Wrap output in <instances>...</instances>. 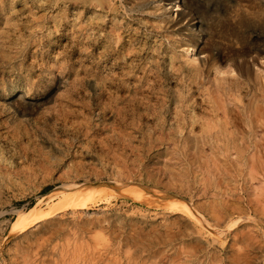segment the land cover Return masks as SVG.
Here are the masks:
<instances>
[{"label": "rangeland", "instance_id": "obj_1", "mask_svg": "<svg viewBox=\"0 0 264 264\" xmlns=\"http://www.w3.org/2000/svg\"><path fill=\"white\" fill-rule=\"evenodd\" d=\"M122 1L113 0L121 16ZM82 2L0 0V104L4 93L16 87V92L22 90L39 103L27 116L11 118L13 114L0 111V264H264V166L237 163L235 168L230 161L237 152L228 148L213 153L221 169L210 178L209 145L199 150L182 148L175 120L164 119L152 108L157 99L168 104L182 88L175 75L184 65L198 64H186L174 52L179 70L165 73L160 59L150 57L151 45H165L164 51L176 46L163 39L162 32L144 31L143 20L158 22L156 14L163 12L165 3L146 0L152 13H129L130 18L126 15L121 21L133 31L127 34L130 38L121 57L129 50H141L156 82V88L133 106L127 91L102 85L111 74V50L96 49L93 32L85 58ZM197 3L206 23L210 25L211 18L238 36L235 51L241 54L230 53L235 66L244 60L249 65L243 76L236 69L231 75L210 71L205 81L222 85L243 80L242 95L252 89L256 98L263 99L264 58L254 63L252 58L259 55L258 48H264V0ZM92 6L96 36L103 31L97 23H104L96 18L109 14V7ZM174 11L166 17H174ZM105 17L112 21L115 16ZM197 108L203 121L207 111ZM20 118L28 122L21 123ZM162 122L167 128L159 127ZM194 132L202 139L200 123ZM262 136L257 129L254 139ZM243 150L250 157L252 148ZM118 183L129 191H121ZM94 185L100 188L93 187L96 193L86 209L64 204L50 213L62 194ZM140 190L172 200H139L134 192ZM183 204L187 212L175 208ZM230 206L239 209L222 210ZM37 207L50 214L27 229H16L18 212L28 214ZM192 213L205 220L209 229L198 224ZM231 218L240 220L237 227L214 242L210 226L215 235ZM244 235L243 242H234Z\"/></svg>", "mask_w": 264, "mask_h": 264}, {"label": "bare ground", "instance_id": "obj_2", "mask_svg": "<svg viewBox=\"0 0 264 264\" xmlns=\"http://www.w3.org/2000/svg\"><path fill=\"white\" fill-rule=\"evenodd\" d=\"M163 1L165 4L162 6L163 12L160 15L156 14V17H160L158 22L150 24L143 20V26L146 27L145 32L149 31L163 33L161 36L166 39L168 43H175L173 50L169 49L164 51V46L151 45L148 53L152 54L150 57L156 56L158 63L163 68V72H171L173 70H179L175 67V53L184 59L186 64L195 63L198 64L188 67L184 65L179 75H175V79L182 83V88L178 89L171 102L168 104H161L158 99L152 108L158 112V114L166 118H173L176 126L180 129V146L182 148L199 150L202 145L208 144L210 147V178L216 177L217 171L221 168H217L213 153L222 152L228 148H234L237 152V156L230 163L236 168L238 163L244 166L261 164L264 166V96L263 99L256 98V93L252 89L246 91L242 95L243 80L233 79L229 84H209L205 81L206 72L213 71L214 74H233L234 70L239 72L243 76L249 71V65L247 60H244L239 67L235 66V63L231 60L230 53H235L239 46V38L236 34L228 32L224 26H221L214 22L210 18V25L203 20L201 9L197 6V0H157ZM150 2V1H149ZM146 0H123L121 8L124 12V17L130 18L129 13H142L147 11L148 3ZM15 3V2H14ZM106 3V4H105ZM82 11L84 10V19L81 23V33L83 36L82 47L85 54V58L89 54L90 38L93 32V45L96 49L111 50V74L102 81V85H106L109 88H116V90L127 91L129 93V103L135 106L137 102L143 100L141 96L145 98V93L149 94L151 90L156 88V82L149 73L151 70L146 69V56L140 51L129 50L128 53L121 57V52L126 47L125 41L128 40L127 34L133 32L129 25L122 23L123 16L118 15V8L113 4V0H89L87 6L86 0L82 2ZM100 7V10H104L105 6L109 7V14L103 16L99 15L96 20H100L102 23L98 26L103 29L102 32H97V28L94 25L96 21H92L90 15L93 14L96 9L92 8ZM173 7L176 8V15L172 18L166 17V14L173 12ZM156 8L155 11L161 10ZM174 11V13H175ZM89 14L88 17H85ZM114 15V20L108 21L105 16ZM36 23H42V21ZM64 20V19H62ZM131 20V19H130ZM93 28V29H92ZM134 33H132L133 35ZM157 37V36H156ZM163 44V43H162ZM147 50V49H146ZM259 55L252 58V62L258 60V58H264L260 55L263 54L264 48H258ZM233 53V54H234ZM241 54H237V57ZM123 55V53H122ZM201 55V56H200ZM130 61V62H129ZM151 65V64H150ZM152 66V65H151ZM180 67V65L178 66ZM36 85V84H35ZM17 89V87H16ZM16 89L11 92H5L3 105L0 104V111L4 114H13V117L9 115V119L14 117L30 115L34 109L39 105L37 100L31 101L28 99V95L22 90ZM28 94V93H27ZM198 95V96H196ZM17 97V98H16ZM199 97V98H198ZM16 98V99H14ZM14 99V100H9ZM197 99L200 100L198 103ZM242 99V104H237V100ZM17 101V102H16ZM167 103V102H166ZM259 103H261L259 105ZM161 105V107H160ZM204 108L208 117L200 121L198 117V108ZM160 108V111H157ZM164 109V110H163ZM222 117V119H221ZM17 118H15L16 120ZM19 119V118H18ZM20 122H28L26 118H20ZM200 123V130L202 132V139L194 132L196 124ZM243 125V126H242ZM228 126L231 128V132H227ZM161 129L167 128L164 122L159 124ZM257 129L262 131V138L258 140L254 139ZM246 134H248L246 140ZM203 140V141H202ZM250 141V142H249ZM252 148L250 157H246L243 153V149ZM259 153V154H258ZM216 157V155L214 156ZM228 170H222L223 177L228 176ZM216 179V178H215ZM226 179H223L225 181ZM212 182V180H211ZM210 182V186H211ZM100 185H96L97 189ZM121 191H129L125 184L118 183L116 185ZM97 187V188H96ZM92 187L73 188L69 193L62 194L63 198L57 202L55 206V212L61 208L64 204L74 209H86L90 202H93L92 195L96 193ZM139 194L137 199H147L148 197H157L158 201L172 200L166 196H154L145 190L134 192ZM132 192L129 194L131 195ZM58 195V194H57ZM134 196V195H133ZM135 197V196H134ZM158 202V203H159ZM175 206L178 205L176 201L172 202ZM160 204V203H159ZM158 205V204H156ZM184 207V208H183ZM183 207H175L176 209L187 212L186 205ZM232 208H225V213L233 209L238 210V207L230 206ZM44 212L40 207L33 208L25 214L23 211L18 212V218L16 220V229H27L31 226V223H37L44 220V218L50 214ZM224 213V214H225ZM194 220L200 224L203 228L209 229L205 220L199 217L196 213H192ZM231 214V213H230ZM240 220L237 218H231L226 222L224 228L214 235L210 226V237L216 242L226 235V232L233 227H237ZM256 225L260 228L262 226L259 222L255 221ZM28 225V226H27ZM245 235L241 239L234 240L243 242ZM242 257L237 255L236 258ZM245 257V255H243Z\"/></svg>", "mask_w": 264, "mask_h": 264}, {"label": "water", "instance_id": "obj_3", "mask_svg": "<svg viewBox=\"0 0 264 264\" xmlns=\"http://www.w3.org/2000/svg\"><path fill=\"white\" fill-rule=\"evenodd\" d=\"M95 186H96V185H94L93 187H95ZM97 187H98V188H97ZM97 187H96L97 189H99V188H100V186H97Z\"/></svg>", "mask_w": 264, "mask_h": 264}]
</instances>
